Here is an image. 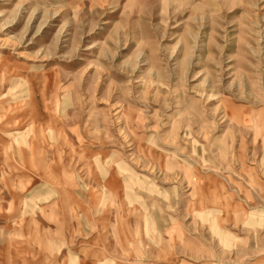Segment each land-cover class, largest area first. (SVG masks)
Segmentation results:
<instances>
[{"label":"rangeland","instance_id":"1","mask_svg":"<svg viewBox=\"0 0 264 264\" xmlns=\"http://www.w3.org/2000/svg\"><path fill=\"white\" fill-rule=\"evenodd\" d=\"M0 264H264V0H0Z\"/></svg>","mask_w":264,"mask_h":264},{"label":"crops","instance_id":"2","mask_svg":"<svg viewBox=\"0 0 264 264\" xmlns=\"http://www.w3.org/2000/svg\"><path fill=\"white\" fill-rule=\"evenodd\" d=\"M162 210H164V212H165V210H167V208H166V205H164V207L161 209V211ZM80 215H84V212H82V213H80ZM155 218H157V217H155ZM157 219H159V221L157 220ZM157 219H155V221H154V225L156 226V228H157V230L159 231V232H161V235H162V232H164V231H166V233H167V231H168V227L167 228H165V226L163 225V224H161L162 223V221H164L163 223L165 224V223H167L168 222V220L167 219H165V220H163L162 218H157ZM98 230V229H97ZM98 232V231H97ZM99 235V232L97 233V236ZM99 237V236H98ZM100 238V237H99ZM93 240H98V238L96 239V237H93ZM133 240H136V237L135 238H133ZM165 244H167V241H166V243ZM94 247H96V248H98V246H94ZM166 250V249H165ZM165 250H161L162 252H164V253H166V251ZM97 252H98V250H96Z\"/></svg>","mask_w":264,"mask_h":264}]
</instances>
